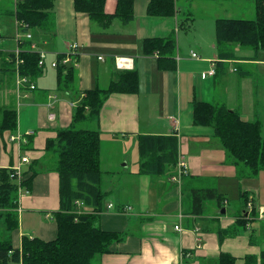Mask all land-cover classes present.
<instances>
[{"label": "crops", "instance_id": "obj_1", "mask_svg": "<svg viewBox=\"0 0 264 264\" xmlns=\"http://www.w3.org/2000/svg\"><path fill=\"white\" fill-rule=\"evenodd\" d=\"M4 1L7 0L1 3ZM117 2L107 0L106 12L114 14ZM148 3V0H135V17L130 22L115 18L105 28L93 22L88 14L77 12L74 0H57L59 10L57 13L53 11L52 28L31 31L36 51H39L38 42L34 41L36 34L55 36L52 47L55 55L51 63L65 54L70 44L79 43L75 56V79L70 89L60 87L66 93L61 99L57 95L52 96L50 88L38 85L34 90L24 88L18 93L16 73L7 74L0 87V124L7 109L15 110L18 118L16 131L0 129V180L1 169L11 170L25 155L30 162L23 164L22 176L28 170L38 169L30 192L24 191L19 195L16 209L18 228L13 232L7 229L4 211L0 208V240L11 238L14 247L18 248L24 235L46 240L56 237L53 212L60 208V178L52 169L54 156L46 152L47 139L56 137L60 129L68 127L87 90L106 89L119 71L135 69L139 73L138 91L111 93L95 122V129L101 132L102 138L103 185L111 198L105 201L99 225L124 235L111 252L99 256L100 263L216 264L220 254L226 252L236 258L235 264H246L247 256L251 255L257 258L256 264H261L263 249L256 245L257 236L241 233L250 226V221L261 218L251 216L258 213L257 209L250 211L246 201L242 211L230 208L227 206L229 199H226L221 206L207 201L208 205L211 203L209 213L204 209L202 214H195L192 212L191 194L193 188L216 186L228 198L220 183L238 177L237 165L227 152H217L220 151L219 144L212 140L217 138L213 129L194 123L193 102H218L236 109L244 120H259L264 135V50L236 44L219 48L215 38L218 17L205 22L206 29L196 34L190 31L194 17H191V23L187 21L182 26L179 16H150ZM13 5L16 9V0ZM186 26L189 31L181 32ZM171 34H175L177 39L173 59L175 67L166 69L159 66L157 52H144L143 43L149 37H168ZM1 37L0 33V43ZM29 43L28 40L22 47L31 48L32 43ZM194 52L198 56H193ZM117 56L131 57L132 66L118 68ZM47 59L40 75L45 70L49 71ZM3 60L0 58V67ZM212 67L216 74L203 76ZM37 77L32 80L35 82ZM51 113L55 114L53 120L49 118ZM41 115L48 127H41ZM17 133L22 134L24 140L12 141L11 136ZM141 134L178 136V160L181 154L185 155L190 174L181 183L175 181L173 176L177 173V163L165 174L142 173L141 155V160L135 161L136 172L129 170L130 153L111 151L117 146L126 147L129 142L136 144ZM103 135H106V140ZM103 142L109 143L107 148ZM211 143L210 152L206 147L209 148ZM239 179L243 181L244 178ZM129 193L133 194L134 200L127 197ZM111 203L114 204L112 208L109 207ZM126 206H131V210L123 211ZM241 218L247 221H239ZM199 238H202L201 242ZM9 264L18 263L11 261Z\"/></svg>", "mask_w": 264, "mask_h": 264}, {"label": "trees", "instance_id": "obj_2", "mask_svg": "<svg viewBox=\"0 0 264 264\" xmlns=\"http://www.w3.org/2000/svg\"><path fill=\"white\" fill-rule=\"evenodd\" d=\"M148 14L153 17H176L181 14L179 0H148ZM107 0H74L77 12L86 13L96 24L108 27L115 18L130 22L135 17V0H118L116 12H106ZM255 17H218L215 38L218 47L236 44L264 50V0H254ZM55 0H16L14 14L18 32L23 35L17 39L21 58L22 74L31 79L42 72L39 65L40 53L32 48H23L28 40L27 33L33 29H51ZM189 14L192 15L191 12ZM190 17L186 18L187 20ZM193 18H190V20ZM181 25L187 21L180 20ZM29 43V44H30ZM33 44V43H32ZM146 54L158 53L159 66L174 68L173 61L177 48L175 34L168 37H149L143 43ZM59 55L58 82L61 88L70 89L75 79L73 64H62ZM9 56V58H7ZM7 58V59H6ZM0 67V87L7 74L16 73V53H3ZM117 77L106 89H89L82 102L74 111L71 125L58 131L57 136L48 138L46 152L52 154V169L60 178V208L53 212L57 225L55 238L24 235L21 247L15 248L11 238L0 240V264L14 261L18 264H95L99 255L112 251L115 243L124 235L119 231L104 229L99 225L100 213L105 209L104 171L101 167V132L82 126L84 122H96L100 117L105 99L114 92L135 93L139 89L137 70L119 71ZM193 120L196 125L211 127L214 136L220 139L227 155L238 168V177H256L264 171V135L261 122L244 120L240 112L223 103L193 102ZM17 112L7 109L0 124L1 130L16 131ZM179 138L174 134H141L138 148L141 155L142 173L161 175L176 165L179 153ZM38 168V167H37ZM12 170L1 169L0 208L4 211L7 229L13 232L18 228L16 211L19 199L18 182L11 176ZM38 169L24 172L22 184L31 188ZM246 196V192H242ZM192 212L202 214L207 200L222 204L226 199L216 186L193 188ZM248 197H246V200ZM245 200V201H246ZM255 206L253 205V209ZM239 221H247L241 218ZM236 258L223 252L218 264H235ZM264 264V249L261 251ZM255 256L247 257L246 264H256ZM103 264V263H96Z\"/></svg>", "mask_w": 264, "mask_h": 264}, {"label": "rangeland", "instance_id": "obj_3", "mask_svg": "<svg viewBox=\"0 0 264 264\" xmlns=\"http://www.w3.org/2000/svg\"><path fill=\"white\" fill-rule=\"evenodd\" d=\"M1 1L2 0H0V33L2 35L1 37L2 43H0V58H3V53L5 51L16 52L18 49H20V47L17 44V36L18 35L22 36L23 33L21 31L18 32V24H17L16 16L14 14L15 8L13 5L15 3V0H7V1H4L3 4L1 3ZM55 1L56 2H55L54 12L57 13V11L59 10V7L57 4V0ZM179 6L182 7V11L180 14V20H183V21L186 20L191 23L192 21H190V18L194 17V21H193L194 24L191 27L190 31L192 33L196 32V34L199 32H202L204 28L206 29L205 22H207L209 19L210 20L215 19L216 17H243V18L255 17L254 0H179ZM4 8H7V10H3ZM191 11L193 12L192 15L189 14V12ZM188 17L190 18L187 20L186 18ZM188 28L187 26L184 29L182 28L181 32L183 33L188 32L189 31ZM45 40H48L47 43L44 42ZM55 40H56L55 36H50L49 34L48 35L44 34L42 36H39L37 34L35 35L34 41L38 42V50L46 52L48 56V59L47 58L46 59L48 60V62H50L49 63L50 67L48 68L49 71H46L44 69L45 73L42 75H39L34 83L36 86L38 85V87L50 88L52 96L57 95V97L59 96V98L61 99L62 96L66 95V93L58 85L57 68L51 66L52 65L51 58H53L55 55V53L53 52V48H52L55 43ZM0 65H1V61H0ZM234 71H236V68H234ZM41 106L46 107L45 105H41ZM47 117H48V114H47ZM41 123H42L41 127H48L47 126L48 123H46L43 115H41ZM70 125L71 123L68 125V127ZM82 126L92 128V129H95L97 127L95 122H84L82 123ZM103 136H104L103 137L104 140H106V137H105L106 135H103ZM212 140H216V142H218L219 144L218 149L220 151L217 150V152H227L219 138H215V139L213 138ZM108 145H109L108 142H103L104 147L106 146L108 147ZM211 146H213V143L209 144V148ZM114 147L116 146L114 145ZM209 148L206 147V149L210 150L211 152V148L210 149ZM104 152H106V149ZM111 152H116L117 154H119V152H129L130 153L129 154L130 155L129 156V159H130L129 170H132V172H136L137 167H136L135 161L141 160L140 154H139L138 142L136 144L129 142L128 145H126V147L117 146L116 148H113ZM135 179L136 178L134 177V180ZM255 184H257L259 187L256 186ZM130 186L132 188L134 187L132 183ZM220 187L221 189H225L228 195V198L226 199H229V204L227 206H230V208H235V209L242 211V209H244L246 206L245 205L246 197H248V199L246 200L247 207L251 208L253 211L257 209L258 213H256V215L252 214L251 216H256V217H259V218L261 217V218L259 220L250 221V226H246L244 231L241 233H244V235L246 236L248 235L250 237H252L253 235H256L257 236L256 245L260 249L261 248L264 249V171H261L260 174L257 175L256 177L244 178L243 181H241L238 177L232 178V179L231 178L226 179V181H222L220 183ZM128 190L131 191V189H128ZM241 191H247V193H249V195L253 197L247 196V193H246V196L243 197ZM127 197H130V199L134 200L133 198L134 196L131 193H129ZM254 198H255V201H254ZM109 199L111 198L109 196H106L105 201ZM226 199L224 200V202H226ZM207 201H210L213 205L214 204L217 205L218 203L216 200H207ZM207 201L205 202V213H209L208 209L211 208V203H209L208 205ZM224 202L222 204H224ZM256 202L261 203V205H258V203ZM132 203L135 204V202H132ZM222 204H219V206H221ZM253 205L255 206L254 209H253ZM261 228H262L263 233L261 232ZM242 230H243V227L240 229V231ZM99 256L94 259L95 264L100 263ZM235 263H236V260H235ZM246 263H247V260H246ZM216 264H218V260Z\"/></svg>", "mask_w": 264, "mask_h": 264}, {"label": "built area", "instance_id": "obj_4", "mask_svg": "<svg viewBox=\"0 0 264 264\" xmlns=\"http://www.w3.org/2000/svg\"><path fill=\"white\" fill-rule=\"evenodd\" d=\"M21 36L18 35L17 39L20 38ZM27 38H33V34L32 33H27L26 34ZM79 43L78 42H73L72 44H70L69 46V50L68 52L65 53V55H63L62 59H61V63L62 64H72L73 65H77V60L75 58L76 54H77V49H78ZM36 45L33 43L31 48L35 49ZM16 85H17V91L18 93H20L24 88H28L30 90H34L36 89V85L34 83V81L25 74H22L21 70H20V66L21 64L24 62V59L21 58L20 55V49H18L16 52ZM40 53V60H39V65L40 66H45V61H46V57L47 54L44 51H39ZM193 56H198L197 53H193ZM103 58V57H101ZM116 66L118 68L121 69H126L128 67L132 66V61L133 59L131 57H126V56H117L116 59ZM59 64V60H54L52 62V66L53 67H57ZM216 73V70L214 67H212L211 69H209L208 71H206L205 73H203V76H211L214 75ZM49 118L51 120H53L55 118V114L51 113L49 115ZM11 140L12 141H22L23 136L20 133L14 134L11 136ZM30 162V158L28 156H22L20 163L18 165H15L14 167L11 168L12 172H11V176L15 179H18V190H19V195L21 196L23 194L24 191H26L27 193L30 192L29 189L24 188L22 181H23V176H22V166L23 164L29 163ZM190 172V167H189V163L185 157V155L181 154L179 157V160L177 162V173L173 176V179L179 183H181L183 181V178L185 176H187ZM114 206V204H109V207L112 208ZM130 206H126L123 210L127 211L128 209L130 210ZM177 229H181L180 225H176ZM199 242L202 241V238L198 239Z\"/></svg>", "mask_w": 264, "mask_h": 264}, {"label": "water", "instance_id": "obj_5", "mask_svg": "<svg viewBox=\"0 0 264 264\" xmlns=\"http://www.w3.org/2000/svg\"><path fill=\"white\" fill-rule=\"evenodd\" d=\"M223 212H225V209H223Z\"/></svg>", "mask_w": 264, "mask_h": 264}, {"label": "bare ground", "instance_id": "obj_6", "mask_svg": "<svg viewBox=\"0 0 264 264\" xmlns=\"http://www.w3.org/2000/svg\"><path fill=\"white\" fill-rule=\"evenodd\" d=\"M130 207H131V206H130ZM131 208H132V207H131ZM131 208H130V209H131Z\"/></svg>", "mask_w": 264, "mask_h": 264}]
</instances>
